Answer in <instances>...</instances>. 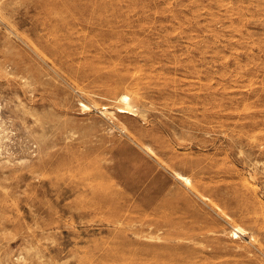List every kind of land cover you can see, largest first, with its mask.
<instances>
[{
    "label": "rangeland",
    "instance_id": "374dc122",
    "mask_svg": "<svg viewBox=\"0 0 264 264\" xmlns=\"http://www.w3.org/2000/svg\"><path fill=\"white\" fill-rule=\"evenodd\" d=\"M0 114V264H264V0H0Z\"/></svg>",
    "mask_w": 264,
    "mask_h": 264
},
{
    "label": "bare ground",
    "instance_id": "6f19581e",
    "mask_svg": "<svg viewBox=\"0 0 264 264\" xmlns=\"http://www.w3.org/2000/svg\"><path fill=\"white\" fill-rule=\"evenodd\" d=\"M124 81H126V80H124ZM119 88H120V85L118 87V91L116 90L117 92H116V95H115V99L118 100V101H120V103L117 104V106H116L117 109H118V111H120V112H128V113H131V114H136L137 113V108L135 107L136 106V103H135V101H136V92L128 91L125 88H121V89H119ZM81 103H82V105L85 108H90V105L88 103H86L84 101H81ZM110 112H112V111H110ZM0 119H1V114H0ZM180 177L182 179L187 180L188 182H191V179H192L190 175L185 174V173H182V172L180 173ZM230 232H231V235H234V236H239V235L242 236V235H244L246 233H250V231L246 227H244L243 225H241V224H235V225H233V227L230 230ZM251 238H255V235L252 234L251 235ZM250 242L253 243L252 240H250ZM167 245H165V246L162 245L164 248H161L162 246H159L158 247V244H157L156 247H155V249H153V252H154L153 254H157L158 252H160V253H162V252L168 253L170 255V257H171V260H172V263H169V264H180V262L183 261L182 260L183 258H185L187 255H189L190 253L193 252V250L192 249H189L188 246H186L188 248L187 250H184V251L181 250V251H179L175 247L167 246ZM239 245H241V244H239ZM239 245L237 247H239ZM242 247H243V245H242ZM250 247H251V244H250ZM159 248H161L162 250H160ZM246 248L247 247L245 246V249Z\"/></svg>",
    "mask_w": 264,
    "mask_h": 264
}]
</instances>
